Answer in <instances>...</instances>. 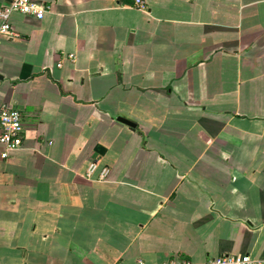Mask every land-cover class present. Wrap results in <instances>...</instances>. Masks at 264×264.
<instances>
[{"label":"crops","instance_id":"0c3cea01","mask_svg":"<svg viewBox=\"0 0 264 264\" xmlns=\"http://www.w3.org/2000/svg\"><path fill=\"white\" fill-rule=\"evenodd\" d=\"M32 1L0 34V264H264V0Z\"/></svg>","mask_w":264,"mask_h":264},{"label":"built area","instance_id":"2783aa9c","mask_svg":"<svg viewBox=\"0 0 264 264\" xmlns=\"http://www.w3.org/2000/svg\"><path fill=\"white\" fill-rule=\"evenodd\" d=\"M138 6H142V0H136ZM47 8L42 4H37L32 0H8L0 6V34L12 35L10 17L13 13H19L24 16H33L36 19H42ZM23 144V121L21 112L13 107L4 106L0 109V158L5 160L9 153L20 149ZM98 165L91 163L87 171V177H93L98 171ZM98 174V180H104L107 175L106 169H101ZM182 264H190L183 261ZM206 264H256L249 255L232 256L224 255L211 257Z\"/></svg>","mask_w":264,"mask_h":264},{"label":"water","instance_id":"95a60500","mask_svg":"<svg viewBox=\"0 0 264 264\" xmlns=\"http://www.w3.org/2000/svg\"><path fill=\"white\" fill-rule=\"evenodd\" d=\"M117 121L122 123V124H124V125H127V126H129L131 128L135 127V125L132 122H130V121L124 119V118L118 117Z\"/></svg>","mask_w":264,"mask_h":264}]
</instances>
